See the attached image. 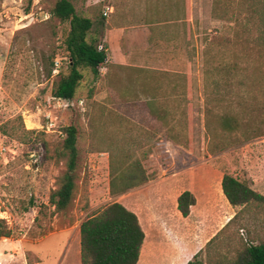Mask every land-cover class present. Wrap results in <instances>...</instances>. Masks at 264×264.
Returning <instances> with one entry per match:
<instances>
[{
  "label": "rangeland",
  "instance_id": "rangeland-1",
  "mask_svg": "<svg viewBox=\"0 0 264 264\" xmlns=\"http://www.w3.org/2000/svg\"><path fill=\"white\" fill-rule=\"evenodd\" d=\"M57 1L0 0V229L11 234L0 236V264H51L59 255V264H79L81 223L115 201L135 210L145 230L137 264H186L200 250L205 264H230L244 245L263 242L264 204L233 207L220 190L222 175L230 173L264 194V25L250 9L257 1L192 0L199 49L194 69L177 76L187 85L191 80L192 89L167 106L176 118L156 134L121 120L125 105L87 98L88 87L72 100L54 98L70 65L71 26L53 15ZM71 1L94 21L88 39L102 43L101 22L118 4ZM109 4L117 11L106 16ZM169 5L179 15V6ZM81 70L93 79L90 67ZM221 113L239 126L225 129ZM70 124L78 131L76 188L71 205L57 210L49 198L67 168L62 151ZM130 175L138 176L137 185L113 194L111 181L119 191ZM172 178H183L178 190L197 184L198 205L188 219L167 191Z\"/></svg>",
  "mask_w": 264,
  "mask_h": 264
},
{
  "label": "crops",
  "instance_id": "crops-1",
  "mask_svg": "<svg viewBox=\"0 0 264 264\" xmlns=\"http://www.w3.org/2000/svg\"><path fill=\"white\" fill-rule=\"evenodd\" d=\"M113 1L118 4V11L114 5H107L110 8L107 16L114 11L117 13L108 18L103 26L102 43L107 48V61L100 68L99 76L95 80L86 78L78 88L76 96H80L81 91L88 87L87 98L100 97L103 103L111 101L119 103V106L125 105V110L119 109L117 113L121 120H129L143 131L156 134L161 132L159 127L168 125V119L176 118V112H172L167 106L183 100L186 96L185 87L192 89L191 80L187 85L177 76L194 69L193 55L198 54L199 34L192 31L198 24L191 8L193 1ZM171 1L180 8L175 12L179 15L175 17L171 15ZM184 1L187 3V9H184ZM185 11L190 16L186 17ZM168 75H172L171 79H166ZM57 99L59 102L67 101ZM223 175L220 179V190L224 194L221 187ZM179 181L183 182V178L169 180L167 191L175 194L177 208L178 197L183 191L190 190L195 195L197 202L191 207L190 214L186 217L181 214L188 219L192 216L194 207L198 205L199 192L193 180L187 188L178 190ZM226 209L230 211L229 206H226ZM212 212L215 213L216 210ZM211 223L213 222L207 227H210ZM76 237L77 255L81 259V236L78 234ZM61 259L62 255H59L52 259L51 264H59ZM41 264L49 263L42 261ZM79 264L82 263L79 261Z\"/></svg>",
  "mask_w": 264,
  "mask_h": 264
},
{
  "label": "trees",
  "instance_id": "trees-1",
  "mask_svg": "<svg viewBox=\"0 0 264 264\" xmlns=\"http://www.w3.org/2000/svg\"><path fill=\"white\" fill-rule=\"evenodd\" d=\"M256 1V4H251L250 9L259 14L261 23L264 25V0ZM52 13L61 21H69L71 26L66 39L70 56L69 72L62 75L57 85L54 86L53 96L72 100L77 97L78 88L88 78L81 70V67H90L94 75L92 80H95L99 76L100 68L107 61L108 52L100 50L99 44H95V40L92 39L90 41L88 39L94 21L88 16L79 15L71 0H58L52 9ZM216 18L225 19L226 17L216 15ZM104 25L105 21H102L101 26ZM259 37L264 41V31ZM220 117L221 124L225 129L239 126V120L235 116L221 113ZM66 133L67 137L64 140L62 154L67 159V168L60 175L58 179L59 186L51 192L49 198L50 203L57 210H65L71 205L76 188L79 155L77 127L70 124L66 128ZM129 177L131 182L128 185L126 183L119 191L115 189V182L111 181V192L113 194L124 193L129 188L137 185L139 182L137 180L138 176L130 175ZM222 189L233 207L241 206L244 208L253 202L264 204V194L233 174L224 173ZM196 202L195 195L190 190H185L178 197V209L186 217L190 214L191 207ZM238 215L239 212L229 220L228 224L237 219ZM1 222L2 220L0 219ZM221 231L223 229L209 240L208 245L218 237ZM80 232L82 264L139 263L145 240V231L138 214L123 203L115 201L101 207L96 213L87 217L81 223ZM10 235V230L0 229V236L9 237ZM201 251L194 254L193 258L186 264H205L204 260L200 258ZM230 264H264V241L260 244L250 243L244 245Z\"/></svg>",
  "mask_w": 264,
  "mask_h": 264
},
{
  "label": "built area",
  "instance_id": "built-area-1",
  "mask_svg": "<svg viewBox=\"0 0 264 264\" xmlns=\"http://www.w3.org/2000/svg\"><path fill=\"white\" fill-rule=\"evenodd\" d=\"M39 3L40 2V0L38 1V0H34V3ZM110 11V8L109 7H107V9H106V11L104 12V14L107 16L108 15V12ZM45 13V12H44ZM48 17H50V14H47V18ZM99 49L100 50H106L107 51V48H106V46L103 44V43H101V44H99ZM59 99H62V98H59ZM164 147H165V149H166V152H168L169 154H171V147L169 146V144H167V145H165V143H164Z\"/></svg>",
  "mask_w": 264,
  "mask_h": 264
}]
</instances>
